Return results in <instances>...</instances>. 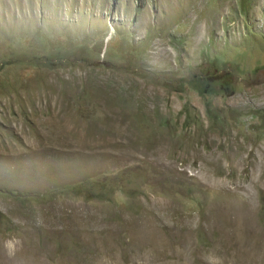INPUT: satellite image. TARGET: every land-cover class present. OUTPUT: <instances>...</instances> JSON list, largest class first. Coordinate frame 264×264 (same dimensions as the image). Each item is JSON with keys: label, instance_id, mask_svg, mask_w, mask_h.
<instances>
[{"label": "rangeland", "instance_id": "rangeland-1", "mask_svg": "<svg viewBox=\"0 0 264 264\" xmlns=\"http://www.w3.org/2000/svg\"><path fill=\"white\" fill-rule=\"evenodd\" d=\"M0 264H264V0H0Z\"/></svg>", "mask_w": 264, "mask_h": 264}, {"label": "trees", "instance_id": "trees-1", "mask_svg": "<svg viewBox=\"0 0 264 264\" xmlns=\"http://www.w3.org/2000/svg\"><path fill=\"white\" fill-rule=\"evenodd\" d=\"M214 78L213 81H217L216 86H219V88L223 91L231 93L233 90L231 80L228 78V75L226 72L223 74H215L214 73ZM209 91H212V88H208ZM207 90V89H205ZM69 191L78 194V193H83L84 196H93L91 193H86V191H83V188L80 183L69 185L68 186Z\"/></svg>", "mask_w": 264, "mask_h": 264}]
</instances>
